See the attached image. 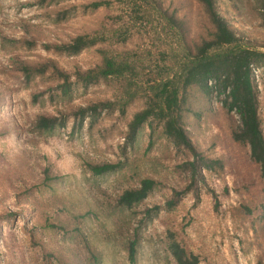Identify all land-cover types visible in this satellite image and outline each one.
<instances>
[{
    "label": "rangeland",
    "instance_id": "374dc122",
    "mask_svg": "<svg viewBox=\"0 0 264 264\" xmlns=\"http://www.w3.org/2000/svg\"><path fill=\"white\" fill-rule=\"evenodd\" d=\"M96 1L104 4L91 6ZM157 2L184 18L189 44L204 37L208 23L196 0H0V264H177L168 250L171 229L199 264H264V183L249 145L234 139L241 120L226 94L194 87L187 96L189 136L214 160L194 175L186 164L193 153L166 138L150 145V128L128 140L127 124L140 103L125 116L106 108L75 114L118 93L114 83L76 80L77 72L101 62L99 49L142 61L145 72L154 73L162 52L181 43ZM216 4L247 44L264 51L258 0ZM84 33L100 43L73 55L44 47ZM4 36L36 44L8 52L1 47ZM13 56L51 59L74 83L59 88L50 74L28 83ZM252 79L264 132V66L253 68ZM40 114L66 122L41 132L35 127ZM108 162L120 166L101 175L88 166ZM146 177L158 188L140 205L119 208L118 197ZM175 191L182 196L174 209L147 211L165 207ZM135 228L139 246L132 263L127 242Z\"/></svg>",
    "mask_w": 264,
    "mask_h": 264
},
{
    "label": "trees",
    "instance_id": "16d2710c",
    "mask_svg": "<svg viewBox=\"0 0 264 264\" xmlns=\"http://www.w3.org/2000/svg\"><path fill=\"white\" fill-rule=\"evenodd\" d=\"M203 9L208 26L201 40L188 43V29L184 18L157 2L160 15L176 28L179 35V45L163 51L162 63H155L154 73L146 71V65L128 56L118 57L99 49L102 54L101 62L87 71L76 73V80L82 83L106 81L118 85L114 99L100 101L89 107L81 108L75 114L84 117L87 113L96 114L99 108L109 111H119L122 116L127 115L129 108L140 103L141 108L135 111L127 124V138L135 141L139 132L145 127L150 128V145L155 137L166 138L180 149H187L193 153L194 160L186 163L191 167L193 175L201 168L210 169L208 165L214 160L206 158L197 151L184 122V108L191 88L199 87L205 92L218 91L226 94L231 109H236L240 116L238 129L234 131L236 142L250 147L251 159L260 169V176L264 183V132L258 111V101L253 85V68L264 66V51L247 44L234 30L229 21L218 11L216 0H196ZM262 24L264 26V0H258ZM104 2H93L91 6L100 7ZM100 39L84 33L72 37L64 43H45L48 51L57 53L77 54L85 49L97 46ZM35 41L24 38H10L4 36L1 47L8 52H16L23 47L32 48ZM15 70L20 72L28 83L37 77L48 74L54 76L59 88L69 89L74 81L59 65L49 59L33 63L28 59L13 56ZM211 81H214L211 82ZM38 94L34 100H38ZM66 119L57 116L40 114L35 120V127L39 131L52 133L63 126ZM202 162V163H200ZM94 175H101L113 171L120 163L88 164ZM158 181L151 177L140 180L136 187L126 189L117 199V206L121 209L140 205L152 192L158 188ZM182 192L175 191L167 200L166 206L156 205L148 212L159 211L163 208L174 209L178 204ZM168 250L177 264H199L200 257L189 250L178 238L174 230L167 235ZM139 246L138 230L128 238L127 250L129 260L136 262ZM91 250V249H90ZM94 256V252L91 251ZM96 258V256H94Z\"/></svg>",
    "mask_w": 264,
    "mask_h": 264
}]
</instances>
